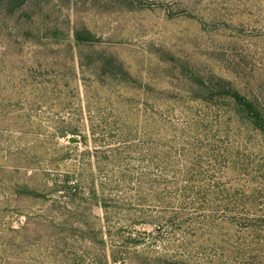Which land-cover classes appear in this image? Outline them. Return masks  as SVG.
<instances>
[{"label": "rangeland", "instance_id": "rangeland-1", "mask_svg": "<svg viewBox=\"0 0 264 264\" xmlns=\"http://www.w3.org/2000/svg\"><path fill=\"white\" fill-rule=\"evenodd\" d=\"M10 1L0 0V264H230L264 250L261 131L232 118L227 137L212 120L196 160L162 167L176 146L164 90L185 88L180 73L222 82L264 114V0H25L8 13ZM193 164L207 222L180 230L168 207Z\"/></svg>", "mask_w": 264, "mask_h": 264}, {"label": "trees", "instance_id": "trees-1", "mask_svg": "<svg viewBox=\"0 0 264 264\" xmlns=\"http://www.w3.org/2000/svg\"><path fill=\"white\" fill-rule=\"evenodd\" d=\"M24 4L25 0H11L8 3V13L15 12V10H18ZM76 37L78 41L83 42L90 41L92 38L88 31L86 33L77 32ZM178 80L185 85V88L177 93L164 90V99L169 105L166 106L163 120L166 125L170 126V132L172 133L173 141L176 146L168 145V143L166 144L167 149L165 158L162 162L163 170H168L167 168L170 166L173 157L174 159L182 160L184 164L189 163L190 158L191 161L198 158L196 155L197 150L209 146V144L205 145V142L209 138L211 132L212 120L217 123L219 128L217 133L224 132L227 137H229L230 134L235 135L234 130L236 127H230L231 123L233 124V122H230L232 118L238 119L236 123H234L237 124L236 126L240 124L248 127L252 131H261L264 134V114L258 109L254 102L243 97L235 89L226 87L222 82L212 84V80L194 71L190 74L184 72L180 73V75H178ZM169 82H172V79H169ZM226 100L233 102L235 106L234 111L230 109L229 113L227 110L223 109V107H227V104H225ZM175 113L179 115L181 119L172 122ZM224 117L228 120L223 121L222 118ZM226 150L228 149L226 148ZM186 153L188 157L183 158ZM235 153L234 155L237 156L239 153L238 150L235 151ZM194 167L195 165L193 164V166L187 170H182L184 177L181 182L183 183L181 186H178L175 191V194L179 197L177 201L179 202L178 206L168 207L170 210L172 209L171 213L174 214V218L179 221L180 230L188 223L190 227L197 228L196 230L198 231L203 229L207 222V198L205 194L201 195V188H197L196 184L192 183L195 176ZM163 181L167 182V179L164 178ZM220 208L223 207L221 206ZM223 211H228L227 207L223 208ZM197 214L201 215L197 217ZM218 219L221 221L223 220L220 215ZM244 219L252 221V223L246 225V228H252L253 230L258 228V225L253 223L254 219ZM256 250L257 249H252L251 252ZM258 252V255L251 254L247 258H236L232 260L230 264H264V250H258ZM241 254H245V252L241 251ZM198 257L197 264H205L206 257Z\"/></svg>", "mask_w": 264, "mask_h": 264}]
</instances>
